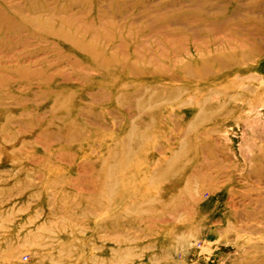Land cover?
<instances>
[{
    "label": "rangeland",
    "instance_id": "rangeland-1",
    "mask_svg": "<svg viewBox=\"0 0 264 264\" xmlns=\"http://www.w3.org/2000/svg\"><path fill=\"white\" fill-rule=\"evenodd\" d=\"M0 264H264V0H0Z\"/></svg>",
    "mask_w": 264,
    "mask_h": 264
}]
</instances>
